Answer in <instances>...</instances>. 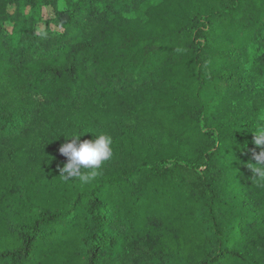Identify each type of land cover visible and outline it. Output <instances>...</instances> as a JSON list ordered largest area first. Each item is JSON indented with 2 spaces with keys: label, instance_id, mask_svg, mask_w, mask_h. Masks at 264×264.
<instances>
[{
  "label": "trees",
  "instance_id": "obj_1",
  "mask_svg": "<svg viewBox=\"0 0 264 264\" xmlns=\"http://www.w3.org/2000/svg\"><path fill=\"white\" fill-rule=\"evenodd\" d=\"M262 118L264 0H0V264H264Z\"/></svg>",
  "mask_w": 264,
  "mask_h": 264
},
{
  "label": "clouds",
  "instance_id": "obj_2",
  "mask_svg": "<svg viewBox=\"0 0 264 264\" xmlns=\"http://www.w3.org/2000/svg\"><path fill=\"white\" fill-rule=\"evenodd\" d=\"M254 143L257 146L264 145V118L262 122L252 129ZM84 134H71V140L61 144L59 153L67 159L62 167L58 165L59 175L65 182L78 180L81 184L93 181L102 165L110 160L113 155V141L106 133L94 134V139L81 140ZM68 138L67 136H64ZM256 167H249L252 178L257 183H264V150L254 154ZM83 170V171H82ZM89 170H91L89 172Z\"/></svg>",
  "mask_w": 264,
  "mask_h": 264
}]
</instances>
